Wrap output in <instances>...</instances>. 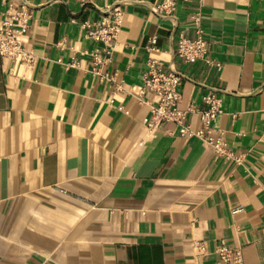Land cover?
I'll return each mask as SVG.
<instances>
[{
	"label": "crops",
	"instance_id": "0c3cea01",
	"mask_svg": "<svg viewBox=\"0 0 264 264\" xmlns=\"http://www.w3.org/2000/svg\"><path fill=\"white\" fill-rule=\"evenodd\" d=\"M24 1L35 65L0 55V264H216L222 240L264 264V0L179 2L169 16L152 10L161 0ZM117 2L115 51L95 75L103 44L87 33ZM196 13L207 53L190 64L177 48L197 37ZM149 58L184 76L193 130L204 97L223 99L222 154L173 123L149 131Z\"/></svg>",
	"mask_w": 264,
	"mask_h": 264
},
{
	"label": "built area",
	"instance_id": "2783aa9c",
	"mask_svg": "<svg viewBox=\"0 0 264 264\" xmlns=\"http://www.w3.org/2000/svg\"><path fill=\"white\" fill-rule=\"evenodd\" d=\"M189 1L191 0H161L160 3L152 7V10L159 15L169 16L175 11L179 2L187 3ZM79 2L81 5H86L89 0H79ZM29 9L27 2L21 0L16 11L12 9L4 12L0 11V55L3 58L12 60L14 66L26 69L33 68L36 62L34 52L25 48V33L31 18ZM122 14L121 2L111 4L101 21L87 33L88 38L103 44L101 49L91 53L95 75L103 76L101 67L108 64L112 59L117 35L120 31ZM192 23L197 37L188 39L181 36L177 48V55L190 64L203 60L207 53V40L204 35L200 13L192 16ZM82 25L83 27H90L88 23ZM156 43L157 38H152L148 49L151 51L158 50ZM208 62L213 64L210 60ZM183 77L182 74L173 69L168 72L165 71L161 61L155 58L148 59L147 71L143 76L140 93L142 96L151 93L158 99L157 104L152 109L150 118L145 120L149 131L154 132L159 127L173 123L178 127L179 134L183 137H195L208 141L213 144L218 153L222 154L225 151L222 146V138L215 140L211 136V132L214 120L224 113L223 99L214 93L204 97V101L209 107L199 112L203 128L193 130L186 123L187 112L179 107L181 101L180 87ZM201 249H204V246H201ZM216 254L218 255L216 264H244L242 250L229 246L225 240H222L217 246Z\"/></svg>",
	"mask_w": 264,
	"mask_h": 264
}]
</instances>
